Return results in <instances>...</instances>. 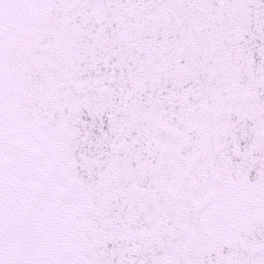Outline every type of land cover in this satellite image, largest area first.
Here are the masks:
<instances>
[{
  "label": "snow or ice",
  "instance_id": "6c2138e0",
  "mask_svg": "<svg viewBox=\"0 0 264 264\" xmlns=\"http://www.w3.org/2000/svg\"><path fill=\"white\" fill-rule=\"evenodd\" d=\"M0 264H264V0H0Z\"/></svg>",
  "mask_w": 264,
  "mask_h": 264
}]
</instances>
